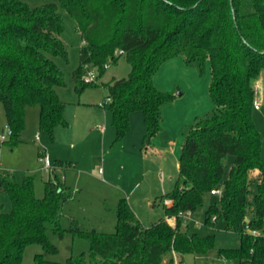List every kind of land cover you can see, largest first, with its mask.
I'll use <instances>...</instances> for the list:
<instances>
[{
  "label": "trees",
  "instance_id": "16d2710c",
  "mask_svg": "<svg viewBox=\"0 0 264 264\" xmlns=\"http://www.w3.org/2000/svg\"><path fill=\"white\" fill-rule=\"evenodd\" d=\"M76 19L83 40L80 63L74 70L75 88L81 92L87 65L97 70V80L121 57L130 65L126 76L104 82V105L112 112L116 140L130 130V115L141 110L146 132L142 147L151 145L161 130L163 107L174 95L153 83L156 69L167 57L186 53L189 63L210 64V95L215 111L198 119L186 135L179 154L174 199L164 204L166 215L197 211L205 195L221 188L219 203L209 204L205 222L222 214L226 228L240 234L237 246L219 248V254L239 264H264V158L263 135L253 111L256 81L264 72V0H59ZM66 31L63 14L54 2L31 6L21 0H0V100L10 129V141L20 140L25 127V107L40 106V125L52 137L55 126L68 128L66 102L57 87L65 84L55 57L68 58L61 37ZM233 163L225 177V158ZM44 153L40 152V156ZM72 167L56 159L44 195L35 193L34 175L17 181L0 173V194L11 201L5 210L0 198V264H21L28 244L40 243L46 253L58 247L48 230L62 236L61 208L72 189L59 173ZM255 171L254 176L251 172ZM212 194V193H211ZM116 230L81 228L74 236L89 242L88 249L73 250L68 264H176L174 252L206 253L214 235H200L178 217L175 225L162 217L144 225L127 197L118 201ZM258 229L259 234L248 231ZM34 264H61L35 255Z\"/></svg>",
  "mask_w": 264,
  "mask_h": 264
},
{
  "label": "rangeland",
  "instance_id": "374dc122",
  "mask_svg": "<svg viewBox=\"0 0 264 264\" xmlns=\"http://www.w3.org/2000/svg\"><path fill=\"white\" fill-rule=\"evenodd\" d=\"M21 1L31 6L54 2L63 14L66 31L61 37L67 46L68 58L57 56L55 60L64 73L65 84L58 86L57 92L67 103L64 117L68 128L56 125L52 137L40 125V106L28 104L20 140L12 143L5 107L0 100V173H9L19 182L25 174L34 175L35 193L41 197L51 176L40 152L47 153L51 162L60 159L72 165L60 173L72 189V196L63 202L61 208V224L66 230L62 236L48 230L49 240L58 251L46 253L42 244L31 243L25 247L21 260V264H34L35 255L43 252L49 259L68 264L67 258L73 250L89 247L88 241L74 236L70 229L74 226L73 219L81 228L113 232L116 230L118 201L128 196L131 190L129 197L138 199L132 205L143 223L152 225L166 216L164 201L159 197L175 186L182 143L194 122L211 116L216 109L209 91L210 64L206 62L201 68L195 62L189 63L186 53L179 51L164 59L156 69L152 77L154 85L162 92L173 94L174 98L163 107L161 130L151 143L153 149L145 151L147 148L142 147L146 130L143 112H132L130 130L123 139L116 140L112 112L103 103L108 94L104 82L126 76L130 70L125 57L113 63L97 80L87 82L84 79L93 85L78 92L73 72L79 66L80 48L84 42L76 19L59 0ZM256 86L260 107L254 109L253 117L263 135L264 158V72L257 79ZM233 159L232 154L225 158V177ZM254 172H251L252 177H255ZM0 198L5 210H10L9 194L3 191ZM219 199L218 194L207 193L204 203L187 222L189 228L200 235L213 234L214 246L206 253L174 252L176 264H239L237 259L222 257L219 248L237 246L240 234L226 228L222 214L213 216V225L205 222L209 204L219 203Z\"/></svg>",
  "mask_w": 264,
  "mask_h": 264
},
{
  "label": "built area",
  "instance_id": "2783aa9c",
  "mask_svg": "<svg viewBox=\"0 0 264 264\" xmlns=\"http://www.w3.org/2000/svg\"><path fill=\"white\" fill-rule=\"evenodd\" d=\"M96 77H97V70L95 68L89 67L87 65V72H86V74L84 76L85 81L91 82V81L95 80ZM254 106H255V108H259L260 107V102H259L258 97H257V87H256V92H255V98H254ZM9 133H10V129H9ZM2 137H4V135H2ZM43 160H44V163L47 165V168H49L50 165H51V161H50L49 156L47 155V153H45L43 155ZM221 192H222V189L218 188V187H215V188H213L211 190L212 194L220 195ZM173 203H174V199L173 198H171V197H165L164 198V204H166L167 206H170ZM192 215H193V212L191 210L181 211V212H179L178 215H171V216L167 215L166 216V220L170 224L175 225L176 220H177L178 217L182 218V220L187 222L189 220H192ZM195 221H196V223H199V220H195ZM246 228L248 229V231H251L254 234H259V230L258 229H251L249 225H247Z\"/></svg>",
  "mask_w": 264,
  "mask_h": 264
},
{
  "label": "crops",
  "instance_id": "0c3cea01",
  "mask_svg": "<svg viewBox=\"0 0 264 264\" xmlns=\"http://www.w3.org/2000/svg\"><path fill=\"white\" fill-rule=\"evenodd\" d=\"M131 114H132V113H131ZM130 116H131V115H130ZM143 119H144V115H143ZM144 122H145V121H144ZM114 127H115V126H114ZM145 127H146V126H145ZM145 129H146V128H145ZM115 132H116V129H115ZM145 132H146V130H145ZM145 132H144V134H145ZM144 134H143V136H144ZM142 140H143V137H142ZM151 149H153V148H152L151 145H149V146L147 147V149H145V151H149V150H151ZM70 168H71V167H70ZM178 170H179V158H178ZM58 171H59V173H61L62 169H59ZM49 174H50V176H52L50 172H49ZM60 175H61V174H60ZM61 176H62V175H61ZM160 176H161V179L164 180V173H163V171L160 172ZM62 177H63V176H62ZM131 192H132V190H131L128 194L130 195ZM166 194H167V193H164V194L162 195V197H159L160 200H161L162 202L164 201V198L167 197ZM129 195L126 196V197L128 198V200H129V202H130V204H131V206H132V208H133L134 205H132V204L138 202V199H135L134 196H133V197H129ZM163 205H164V202H163ZM133 209H134V208H133ZM134 211H135V209H134ZM135 212H136V211H135ZM136 214H137V212H136ZM137 216H138V214H137ZM166 216H167V215H166ZM166 216H165L164 218H166ZM138 217H139V216H138ZM139 219H140V218H139ZM73 220H75V219H73ZM116 222H117V219H116ZM143 224L146 225L145 223H143ZM147 226H149V225H147Z\"/></svg>",
  "mask_w": 264,
  "mask_h": 264
}]
</instances>
